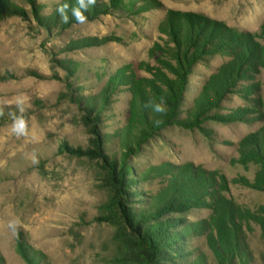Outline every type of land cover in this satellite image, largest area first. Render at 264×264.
Listing matches in <instances>:
<instances>
[{"label":"rangeland","instance_id":"1","mask_svg":"<svg viewBox=\"0 0 264 264\" xmlns=\"http://www.w3.org/2000/svg\"><path fill=\"white\" fill-rule=\"evenodd\" d=\"M62 2L0 0L8 8L0 13V264H217L212 247L223 243L241 252L236 264H264V164L247 149L264 145V0H123L126 8L95 0L86 22L65 26L52 19ZM194 18L233 30L254 50V69L243 66L246 79H238L231 72L243 60L204 52L177 119L226 79L217 105L199 127L167 125L127 151L121 130L130 108L156 103L158 78L176 80L168 66L176 41H185L184 19ZM111 81L105 107H85L98 105ZM123 159L130 171L121 178ZM191 171V187L209 195L138 218L181 236L149 258L153 238L141 239L129 216ZM10 221L19 222L15 231Z\"/></svg>","mask_w":264,"mask_h":264},{"label":"trees","instance_id":"2","mask_svg":"<svg viewBox=\"0 0 264 264\" xmlns=\"http://www.w3.org/2000/svg\"><path fill=\"white\" fill-rule=\"evenodd\" d=\"M68 2H62V4L57 7L55 12L53 13L52 19L55 21L56 24H60L61 26H65V22H63L61 17V12L58 11L63 5H67L64 9V15H67L68 20L76 19L75 13L71 9L72 0H67ZM78 4V10L83 13L84 16L89 15L90 13L95 11L94 4H88V7L85 9L81 7L80 0H75ZM110 3L117 8H126L123 0H110ZM4 4V3H3ZM70 4V7H69ZM5 6V4H4ZM6 7V6H5ZM8 11L6 7L4 10H1L0 13H4V11ZM3 15V14H2ZM43 20V16H41ZM185 21V30L186 32L183 33V38H185L184 43L180 42L179 40L176 41V49L174 50L172 60L174 61V66L169 65L168 68L171 71H174L176 76L175 81H165L158 78L159 81L162 83L161 88H157L153 85V93L156 92L157 95H153L156 103L161 102V98L166 104V113L159 114L153 112L152 114H147V106L145 103L141 104V107L135 108L132 106L130 108V120L125 125V127L121 130L123 138L121 140V144L127 151H132V147L130 142H133L136 145V148L139 149L141 144L145 141V138L148 134H151L155 131H158L164 126L167 125H178L182 128H193L199 127L201 125L205 114L209 111L211 105H217L219 101V95L224 94L225 87L228 85L229 82L224 80V82L219 83L218 87L216 86L215 90L211 91L212 94H202L199 97H195L193 99L192 107L187 110L186 118L182 120L177 119V112L179 107L181 106V102L183 99V93L185 90V86L187 85V75L190 73L192 65L197 57L201 58V55L206 51H221L229 57H232L235 61L243 60L240 65H235L233 68L231 75L235 74L236 78L238 79H246L245 72L243 70V66H249L252 69L253 63L252 60L255 61L253 55L254 50L248 46V44L242 42L239 39V36L231 29L226 28L224 26H219V24H215V22H210L207 19L201 18H194V19H184ZM50 22V21H48ZM47 24V23H46ZM48 25V24H47ZM173 33L175 34L176 31L173 29ZM211 46L213 50H207V46ZM246 51V52H245ZM245 52V54H244ZM231 75L228 76L231 79ZM127 84H133L130 80L126 81ZM233 87V84H231ZM114 83L108 82V85L102 89L98 101L99 104H93V102H85V107L93 108L95 112L97 111L98 107L101 106L99 109H103L108 102V94L111 93V90H114ZM93 101V100H92ZM213 106V107H214ZM160 121V123H157ZM247 149L248 155L256 160L260 161L264 164V145L256 144L255 147L251 146V142L249 143ZM127 155V154H126ZM126 156H124L125 159ZM124 159L121 161V167L117 168V171H120V177L123 178L125 174H128L130 168L125 166ZM111 167L114 168V161L110 163ZM169 173V172H168ZM141 178V175L138 176ZM171 181L166 180V185L162 189V195H152V200L149 203V209L145 211H139L136 215H130V219L135 225V228L132 226L131 229H135L143 239V233L149 235V240H152L151 244H149L152 254L147 252V256L150 258L153 256L154 253H159L162 247L169 246V244L174 243L176 240L181 238L177 233L169 232V228L162 229L160 221H156V225H148L141 227L137 224L138 218L141 214L146 213L153 217L159 216L162 212L161 209L169 208V202L171 206H175L177 208L183 209L187 205L196 204L200 198H204L205 195H209L208 189L206 187H202L201 185H197L196 188L191 187V180L195 179V174L193 171L188 172L187 175L184 172H178L177 177H173ZM197 178V175H196ZM199 178V177H198ZM185 179L187 182H184ZM184 186L185 188L180 190V187ZM212 186L209 185V188ZM154 219V218H152ZM167 224L169 220H166ZM197 230H201L199 224L192 227ZM190 229L187 228L183 232H188ZM168 234V235H167ZM164 238V239H163ZM234 244H227L223 243L220 248L212 247V251L215 254L214 258L217 264H236L235 261V252L238 249L233 246ZM221 249L224 251L221 253ZM240 253L238 251V257H240ZM244 257L242 256V260L246 262V252L245 250L242 251ZM191 264H203L202 259L198 258L194 262H190Z\"/></svg>","mask_w":264,"mask_h":264},{"label":"clouds","instance_id":"3","mask_svg":"<svg viewBox=\"0 0 264 264\" xmlns=\"http://www.w3.org/2000/svg\"><path fill=\"white\" fill-rule=\"evenodd\" d=\"M87 3L88 4H94L95 3V0H87ZM80 4H81V7H84L86 8L87 5L84 4V0H80ZM67 7V5H63L60 9H58V11L61 12V17H62V20L63 22L67 23L68 22V17L67 15H64V9ZM75 18L76 20L79 22V23H84L86 22V16L83 15L82 12H80L78 9L76 10V13H75ZM147 107H151L153 109L154 112L156 113H159V114H165L167 109H166V104L165 102L163 101V99L161 98V102L160 103H149L147 105ZM157 123H160V121H157ZM18 221H10L9 222V227L15 231L18 227Z\"/></svg>","mask_w":264,"mask_h":264}]
</instances>
